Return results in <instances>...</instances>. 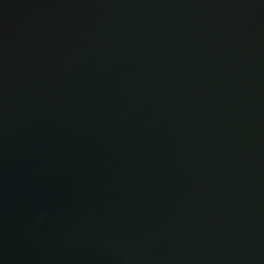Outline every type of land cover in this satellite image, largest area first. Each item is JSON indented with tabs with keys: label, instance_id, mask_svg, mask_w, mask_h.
Wrapping results in <instances>:
<instances>
[{
	"label": "water",
	"instance_id": "1",
	"mask_svg": "<svg viewBox=\"0 0 264 264\" xmlns=\"http://www.w3.org/2000/svg\"><path fill=\"white\" fill-rule=\"evenodd\" d=\"M0 264H264V0H0Z\"/></svg>",
	"mask_w": 264,
	"mask_h": 264
}]
</instances>
